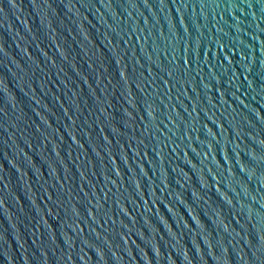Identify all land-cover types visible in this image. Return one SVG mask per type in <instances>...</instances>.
I'll list each match as a JSON object with an SVG mask.
<instances>
[{"label":"water","instance_id":"obj_1","mask_svg":"<svg viewBox=\"0 0 264 264\" xmlns=\"http://www.w3.org/2000/svg\"><path fill=\"white\" fill-rule=\"evenodd\" d=\"M0 264H264V0H0Z\"/></svg>","mask_w":264,"mask_h":264}]
</instances>
